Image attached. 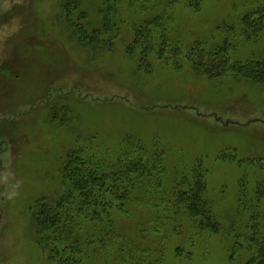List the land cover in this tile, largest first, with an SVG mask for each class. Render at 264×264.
<instances>
[{
  "label": "rangeland",
  "instance_id": "rangeland-1",
  "mask_svg": "<svg viewBox=\"0 0 264 264\" xmlns=\"http://www.w3.org/2000/svg\"><path fill=\"white\" fill-rule=\"evenodd\" d=\"M63 2L0 0V264H60L36 242L35 201L57 193L69 148L88 143L107 163L125 137L143 146L149 158L161 146L164 170L158 184L154 176L148 192L131 193L114 213L131 260L92 243L84 264H244L255 257L263 235L251 234L256 241H240L233 260L228 257V220L239 211L241 187L250 190L264 173V87L231 72L198 73L186 56L207 55L210 42L220 45L227 37L230 63L264 57V23L247 39L240 19L235 22L262 9L264 0H175L168 7V30L151 32L132 25L128 15L135 8L123 1L116 16L122 24L107 46L97 14L103 0H79L77 11L87 19L78 21L94 39L86 45L70 35ZM156 12L135 14L133 21ZM231 21L232 31L220 40L217 25ZM195 159L206 167L202 194L211 209L202 224L183 214L173 217L157 203L163 191L173 196L178 172ZM248 196L255 198V192ZM245 221L240 215L242 228Z\"/></svg>",
  "mask_w": 264,
  "mask_h": 264
},
{
  "label": "trees",
  "instance_id": "trees-1",
  "mask_svg": "<svg viewBox=\"0 0 264 264\" xmlns=\"http://www.w3.org/2000/svg\"><path fill=\"white\" fill-rule=\"evenodd\" d=\"M123 1L135 8V11L128 15L132 25L140 24L145 28L148 27L150 32L157 27L168 30L169 20L173 19L168 12V7L175 0L162 2L159 0H103L97 14L101 15L103 30L108 33L105 46L114 37V27L122 24L121 20L116 21V16L117 5ZM185 1L192 3V0ZM62 7L70 35L76 37L77 42L82 45H86L88 40L89 43L93 42V36L89 33L86 35V23L78 21V19H87L84 11H77L79 0H64ZM260 7L262 9L259 8L255 13L244 14L241 18L238 16L235 19V22L240 19L241 34L244 38H252L264 23V6ZM154 10L157 12L153 15L140 18L137 22L133 21L135 14L144 15ZM73 14L77 15L75 19ZM233 23L231 21L217 25L216 32L220 40L222 33L225 35L227 31H232ZM93 34L97 36L98 30L94 29ZM141 35L146 41L152 39L147 32H141ZM159 41V49H162L165 38ZM229 41L227 37H224L220 45H217L219 41L210 42L209 44L214 46L209 54L204 55L198 52L191 60L193 55L188 54L187 60L198 73L214 76L231 72L237 77L264 87V57H249L243 61L230 63ZM141 61L146 63L145 69L150 68L146 59ZM150 153L151 158L146 156L144 147L131 137H125L121 141L120 151L113 160L107 162L110 163L109 165L104 159L98 157V153L90 149L88 143L81 141V144H75L69 148L61 162L57 193L42 196L35 201L32 215L35 221V238L39 246L60 264H84L87 260L83 255L84 250L87 251L88 245L92 243H96L99 248L110 246L121 259L131 260L132 253L130 249H125L126 241L117 233L113 216L116 211L121 212L122 205L131 193L148 192L147 188L154 176H157L156 183L160 182V176L164 170L163 148L156 145V149ZM234 158L239 164L245 163L237 156ZM254 162L258 163L256 159ZM262 165L259 162L258 168L260 169ZM205 171L206 167L196 159L184 166L182 175L178 172L179 177H176L174 181L173 196L168 197V193L163 191L165 194H162L157 201V203L165 204L161 209L167 212L172 211L175 215L173 217L176 218L177 215L183 214L194 224L197 223L198 218L200 224L204 219H207L206 223H208L211 218L209 212L211 209L207 206L202 194L205 188ZM241 189L243 193L239 194V211L236 218L232 217L228 220V223L230 222L228 229L233 233L232 243L229 248L227 247V255L231 260L240 241H256L251 239V234L264 236V211L260 205L261 197L264 195V173L250 190L245 185ZM249 192H255V198H249ZM171 198L175 202H171ZM242 214L246 215L243 228L239 222ZM117 240L120 241L116 242ZM262 244L259 243L256 256L244 264H264V244ZM140 249L144 251L145 247ZM236 256L239 254L237 253L234 258Z\"/></svg>",
  "mask_w": 264,
  "mask_h": 264
},
{
  "label": "bare ground",
  "instance_id": "bare-ground-1",
  "mask_svg": "<svg viewBox=\"0 0 264 264\" xmlns=\"http://www.w3.org/2000/svg\"><path fill=\"white\" fill-rule=\"evenodd\" d=\"M9 71V70H8ZM14 71V70H13Z\"/></svg>",
  "mask_w": 264,
  "mask_h": 264
},
{
  "label": "clouds",
  "instance_id": "clouds-1",
  "mask_svg": "<svg viewBox=\"0 0 264 264\" xmlns=\"http://www.w3.org/2000/svg\"><path fill=\"white\" fill-rule=\"evenodd\" d=\"M5 6H7V5H5Z\"/></svg>",
  "mask_w": 264,
  "mask_h": 264
}]
</instances>
